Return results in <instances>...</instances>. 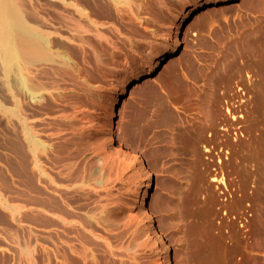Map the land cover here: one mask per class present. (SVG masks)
<instances>
[{
	"label": "rangeland",
	"instance_id": "1",
	"mask_svg": "<svg viewBox=\"0 0 264 264\" xmlns=\"http://www.w3.org/2000/svg\"><path fill=\"white\" fill-rule=\"evenodd\" d=\"M180 1H88L100 35L81 47L38 2L68 58L27 82L0 66V194L20 208L0 206V264H159L147 216L171 264H264V0L186 17L142 82Z\"/></svg>",
	"mask_w": 264,
	"mask_h": 264
},
{
	"label": "bare ground",
	"instance_id": "2",
	"mask_svg": "<svg viewBox=\"0 0 264 264\" xmlns=\"http://www.w3.org/2000/svg\"><path fill=\"white\" fill-rule=\"evenodd\" d=\"M88 1L91 2L90 5L93 3L92 5H96L97 6L98 4L100 5V3L106 2V3L110 4L113 7H116L117 5H119V4L123 3V2L124 3L125 2H127V3L129 2V0H88ZM88 1H85V0L84 1H82V0L81 1L80 0H46V2L48 3V4H46L45 2L42 3L43 1L40 2L39 0H0V63L2 64L0 66H3V68H4L3 72L8 71V73H9V71L11 69L15 70L16 67L13 66V68H12V65H13L14 62L15 63L18 62V64H20V65H18V67H20V69L21 68H23V69L21 71L19 70L20 73H18V72L17 73H18V75L20 74V76H21V78H22V80L24 82H27L26 80L28 78L25 80V75L26 74H25V70L24 69H26L28 67V65L30 66L28 69L39 67V69L37 68L38 69L37 72H36V69H34L35 71H33L34 73H38V71L40 69H43V70L45 69L46 72L48 70L52 71L54 69L53 65L55 63L64 64L65 63V61H64L65 57L68 58V56H64L65 53L64 54L62 52L60 53V51H58V50H57L58 52L55 49L53 50V48L50 46V44H51L50 42L53 40L52 36L56 35V33L58 34V32H56L57 30L54 29V28H53L54 30L52 28H51L52 29L51 30L50 28L46 27L48 25V23L46 24V22H48V19L46 17H44L45 12L43 13L39 9L40 12L43 13V15H41V14H38L37 11L35 12L34 10H35L36 6L39 4L38 2H40L42 4H45V6H47V5L49 6L50 5L51 7H53L54 10H55L54 11L55 13L53 12V15L55 14L54 16H56L58 18L59 27L60 28H64L68 32H71L72 34L75 35V37H73V38L70 37L69 38L68 37L69 34L67 33L68 36H64L63 37L62 36L63 34H62V35H59V37H62V39H64V38L65 39H69L70 40L69 42H71V39L75 40V41L79 42L78 46L81 47L80 43L82 45V42L87 39V38L86 39L83 38L81 34L83 33L85 35L84 32H88L87 30L89 29V27H91V28L93 27V29L95 28V30L92 29L93 30L92 32H94V31L96 32L95 34L99 33L98 32L99 30L97 29V26H98L97 20L95 21L94 18H91V16H89L90 12L88 13L89 10H87ZM230 1H233V0H193V2H189V0H181L180 1L181 10L174 15L173 21L171 22V24L168 27V28L171 27V41L167 45L163 46L162 48H160L158 51L155 52L156 55L154 56V60L152 61L150 67H148L146 69L147 74L145 76L143 75L145 78L142 80V82L149 81L151 79L149 76L155 71L154 69H155V66H156L157 62L160 61V59L165 54H167L170 51H172L173 49H175V46H176L175 43L177 41L175 39V37H176L175 35L179 31L180 27H182L183 23L185 22L186 17H189V16L193 15L194 13H200L201 14L202 12L213 10V9H215V6L216 5L218 6L219 4L227 3V5H228V3ZM27 5H28L29 8L31 7L30 9H33V12L35 13V14H33V16L35 15L34 16L35 17V21L33 20L34 17H33V19L30 18V19H32L30 21L28 14H27L28 15V17H27V15H26ZM127 5L129 6V4H127ZM39 6H40V4H39ZM39 6H37V7H39ZM122 7H125V6H122ZM40 8H41V6H40ZM117 8H116V10L114 8H112V9H114V11H118ZM29 13H31V11H29ZM30 15H32V14H30ZM46 15H48V14H46ZM196 16H197V14H196ZM48 17L51 18V16H48ZM52 19L53 18H51L50 21ZM54 22H55V20H54ZM54 22H52V23H54ZM43 23H45L46 26H44ZM52 23L50 24V26L52 25ZM88 24H90L92 26H89ZM166 27H167V25L165 26V28ZM58 30L60 31L59 28H58ZM89 32H90V29H89ZM51 34H52V36L50 38ZM99 35H100V33L98 35H96V36L98 37ZM86 37H87V33H86ZM69 42H67V43H69ZM54 43H57V41L54 42ZM83 43H85V42H83ZM87 43H88V41H87ZM87 43H85V44H87ZM72 44H73V41H72ZM82 47H84V46H82ZM58 49H60V48H58ZM151 56H150V58H151ZM31 64H32V66H31ZM62 64H60V65H62ZM66 64H68V63H66ZM112 64H111V66H112L111 68L113 69L114 65H112ZM33 65H35V66H33ZM63 67L65 68V66L62 65L60 67V69L61 68L63 69ZM69 67L67 69H69ZM114 67H116V66H114ZM120 67H122L121 64H120L119 67L117 66V69H119ZM123 68H121V69H123ZM67 69H65L66 71L62 70V72L59 70V72H61V74H63V71L65 73H67L68 72ZM112 69H110V71ZM115 69H113V71H115ZM43 70H42V72L41 71L40 72L45 74V72ZM54 70H56V69H54ZM54 70L52 72H54ZM27 71H30V70H27ZM27 71H26V73H27ZM110 71H109V73H110ZM143 71H145V70H143ZM57 72L58 71H56L54 73V75L52 73H49V74H51V77H52V75L55 76V74ZM8 73H6V74H8ZM131 73H133V72H131ZM110 74H112V73H110ZM27 75H28V73H27ZM57 75H59V74H57ZM38 76H40V75H38ZM51 77H49V78H51ZM7 78L9 79V77H7ZM23 81H21V82L23 83ZM137 86L138 85H134V86H131V87L135 88ZM34 94H37V93H34ZM34 98H35V96H34ZM23 129H25V127ZM27 129L30 130V128H27ZM28 130L26 132V139H27V142L30 144L31 147L30 148L27 147V148L28 149H32V150H35V148H40V146L37 147L38 146L37 145L38 141H36L37 139H35L34 138L35 136L31 135L32 133L31 134L29 133L31 131L28 132ZM260 131H261V133L264 136V125L260 126ZM24 139H25V137H24ZM36 151H38V150H36ZM34 163H33V165H34ZM150 185H151L150 179H149L148 176H146L144 178L143 184L141 185V190L139 191V194H140L139 202L140 201H145L144 198H145L146 192L150 188ZM1 195H2V193L0 194V206H2L4 208H8L11 211L12 210L15 211L16 209H20L18 205H13V204H15L14 202H13V204L12 203L10 204L9 203L10 200L8 202H6L7 198L4 197V199H3L2 198L3 195L2 196ZM52 195L53 196H59V190L56 189V188H52L50 196H52ZM60 198L61 197H59V199ZM52 200H53V198H52ZM54 202H57V201H54ZM58 202H61V201H58ZM55 205H57V204H55ZM53 208L54 207H52V209ZM133 208L137 210L138 207H137L136 204H134ZM54 210L56 212V210H59V208L57 207ZM54 210H52V211L54 212ZM11 211H10V213L13 212V211L12 212ZM16 212L17 211H15V213ZM56 213H58V212H56ZM56 213H53V214L56 215ZM59 214H60V212H59ZM59 214H57L58 217L60 216ZM10 215L12 216V214H10ZM63 217L65 218V216H62L61 218H63ZM61 218H59V220ZM64 220H66V218ZM71 222H72V218H71ZM155 223H154L153 219H151L149 216H147V225H146L147 232L145 234L146 235L145 237L146 238L153 237L152 239L156 242V244H157L156 245L157 246V250H156L157 251V255L161 259H163L162 262L159 263V264H171L169 245H168L164 235L158 230V228L155 225ZM58 225H59V223H58ZM16 239H17V237H16ZM15 241H17V240H15ZM23 244H24V242H23ZM27 246H25L24 252H25V250L27 251V248H26ZM22 248H23V246H22ZM26 253L25 254L22 253V254L24 256H28L31 253V251L29 250V254L27 253V255H26ZM29 256H31V255H29Z\"/></svg>",
	"mask_w": 264,
	"mask_h": 264
}]
</instances>
